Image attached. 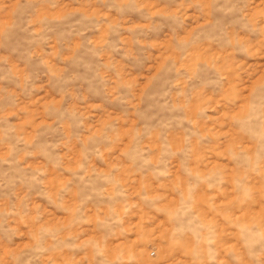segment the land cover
<instances>
[{
	"label": "rangeland",
	"instance_id": "374dc122",
	"mask_svg": "<svg viewBox=\"0 0 264 264\" xmlns=\"http://www.w3.org/2000/svg\"><path fill=\"white\" fill-rule=\"evenodd\" d=\"M0 264H264V0H0Z\"/></svg>",
	"mask_w": 264,
	"mask_h": 264
}]
</instances>
